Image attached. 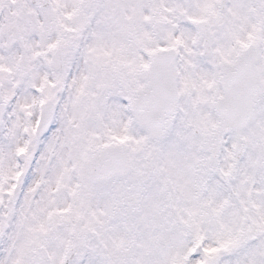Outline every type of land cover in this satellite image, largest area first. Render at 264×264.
I'll return each mask as SVG.
<instances>
[{
	"label": "snow or ice",
	"instance_id": "obj_1",
	"mask_svg": "<svg viewBox=\"0 0 264 264\" xmlns=\"http://www.w3.org/2000/svg\"><path fill=\"white\" fill-rule=\"evenodd\" d=\"M0 264H264V0H0Z\"/></svg>",
	"mask_w": 264,
	"mask_h": 264
}]
</instances>
